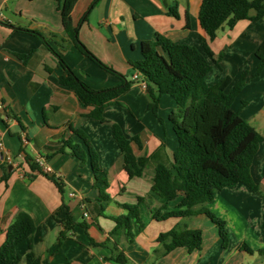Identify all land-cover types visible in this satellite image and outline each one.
I'll list each match as a JSON object with an SVG mask.
<instances>
[{
    "label": "crops",
    "instance_id": "crops-1",
    "mask_svg": "<svg viewBox=\"0 0 264 264\" xmlns=\"http://www.w3.org/2000/svg\"><path fill=\"white\" fill-rule=\"evenodd\" d=\"M92 3L80 0L75 7L73 17L80 23V39L132 84L118 99L121 104L106 108L105 117L111 123L86 116L92 108H84L74 91L60 84L63 70L39 36L11 27L46 35L51 47L93 89L119 86V77L74 47L65 33L57 1L0 0V102L4 105L0 110V247L17 214L26 212L36 231L17 252L24 256L32 243L43 264H117L107 258L120 251L129 264H264V255L240 249L243 243L255 251L264 249V142L252 165L259 192L237 185L218 191L208 203L190 208L194 214L153 218L165 203L153 191L156 165L161 160L173 162L178 147L170 120L177 104L171 96L159 94L132 64L142 59V43L154 41L158 34L202 50L200 37L208 38L198 19L202 0H99L93 7ZM175 6L177 16L171 14ZM263 42L264 18L240 20L230 13L216 28L215 39L208 41L210 49L223 56L219 65L211 61L207 84L214 86L226 77L235 83L242 69L254 74L259 64L255 54ZM232 107L264 134V70L247 83ZM112 123L118 124L128 139L137 138L131 143L136 158L150 159L142 175L138 176L122 155ZM71 129L83 130L98 152L100 166L108 174L110 200L99 198L89 159L81 166L69 152L54 154L49 149L58 146L62 138H71L86 149ZM155 154L157 158L152 159ZM45 171L63 182L64 194L44 176ZM139 197L144 201L139 202ZM184 198L180 194L162 212L188 210L179 208ZM123 205L133 206L145 224L141 230L132 221V242L109 237L116 225L114 218L127 214ZM68 209L75 227L60 242L64 225L59 221ZM202 211L226 222L230 237L227 249L217 226ZM186 228L202 231L201 249L190 252L179 247L164 255L160 235Z\"/></svg>",
    "mask_w": 264,
    "mask_h": 264
},
{
    "label": "trees",
    "instance_id": "trees-1",
    "mask_svg": "<svg viewBox=\"0 0 264 264\" xmlns=\"http://www.w3.org/2000/svg\"><path fill=\"white\" fill-rule=\"evenodd\" d=\"M56 1L65 33L74 47L100 67L119 77L122 81L119 86L93 89L80 79L62 56L51 47L46 35L39 31L12 25L11 27L39 36L46 49L56 56L63 70L59 78L60 84L74 91L84 108H92L86 116L102 123H111L105 117L106 108L121 104L118 99L131 89L132 84L125 76L104 64L82 43L79 35L80 23H75L73 17L80 0ZM98 1L93 0L92 7ZM177 8L175 6L171 10L173 16H177ZM230 13L236 14L240 20L259 21L264 18V0H202L198 19L209 40L215 39L216 28ZM186 27H190L189 17ZM208 38L200 37V50L194 46L175 43L158 34L154 41L142 43V59L132 64L149 84L157 87L159 94L171 96L177 104V109L170 115L178 140L174 160L159 161L155 170L153 191L165 200L162 209L153 214L156 220L194 214L190 208L212 201L216 193L225 188L243 185L255 193L261 189L253 178L252 165L264 142V136L244 119L240 112L235 111L232 105L247 83L264 70V42L255 54L259 64L254 74L250 75L247 70L242 69L237 82L233 83L232 77H226L216 85L209 86L206 78L212 70L211 61L219 65L223 54L216 55L210 49ZM148 89L151 91L150 87ZM153 112L157 114L156 108H153ZM71 132L83 140L86 149L71 138H62L58 146L49 149L54 154L69 152L79 160L81 166L89 159L95 179L94 188L97 189L99 198L110 200L107 194L110 185L108 174L100 166L98 152L83 130L71 129ZM112 133L124 158L138 176L142 175L150 159L135 157L131 143L137 138L128 139L116 123H112ZM157 154L153 155L152 159L157 158ZM43 174L56 185L61 194L65 193V186L60 179L47 171ZM262 176L264 178V164ZM180 194H184L185 198L179 208L188 210L163 213L162 211L168 208V203L175 201ZM138 201L142 202L144 198L139 197ZM122 207L127 210V214L114 218L116 225L109 237L115 240L122 237L132 242V221L137 222L141 230L145 228V224L133 206ZM202 212L217 226L223 247L227 249L230 237L226 222L210 211ZM59 223L64 225V230L59 235L62 242L67 233L75 227L69 209L64 220ZM35 231L32 217L26 212H19L8 227L6 239L0 247V264H43L32 243L24 256L17 252L18 247L30 239ZM159 242L164 245V255L179 247H185L192 252L201 249L203 233L199 229H176L160 235ZM240 249L249 254L264 255V249L255 251L246 243H243ZM107 260L117 264H129L123 251L113 253Z\"/></svg>",
    "mask_w": 264,
    "mask_h": 264
},
{
    "label": "built area",
    "instance_id": "built-area-1",
    "mask_svg": "<svg viewBox=\"0 0 264 264\" xmlns=\"http://www.w3.org/2000/svg\"><path fill=\"white\" fill-rule=\"evenodd\" d=\"M133 79L134 80L137 79V76H134ZM3 109H4V105L0 102V110H3ZM21 140L23 142H27V138L26 137H22ZM0 146H1V143H0ZM0 162H1V153H0ZM72 196H74V194Z\"/></svg>",
    "mask_w": 264,
    "mask_h": 264
},
{
    "label": "rangeland",
    "instance_id": "rangeland-1",
    "mask_svg": "<svg viewBox=\"0 0 264 264\" xmlns=\"http://www.w3.org/2000/svg\"><path fill=\"white\" fill-rule=\"evenodd\" d=\"M263 133V132H262ZM264 135V134H263Z\"/></svg>",
    "mask_w": 264,
    "mask_h": 264
}]
</instances>
